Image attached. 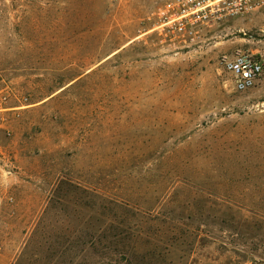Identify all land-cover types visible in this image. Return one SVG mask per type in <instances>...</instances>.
Instances as JSON below:
<instances>
[{"label":"rangeland","instance_id":"obj_1","mask_svg":"<svg viewBox=\"0 0 264 264\" xmlns=\"http://www.w3.org/2000/svg\"><path fill=\"white\" fill-rule=\"evenodd\" d=\"M167 1L0 0V264H264V9Z\"/></svg>","mask_w":264,"mask_h":264},{"label":"built area","instance_id":"obj_2","mask_svg":"<svg viewBox=\"0 0 264 264\" xmlns=\"http://www.w3.org/2000/svg\"><path fill=\"white\" fill-rule=\"evenodd\" d=\"M263 9L264 0H168L161 16L162 24H170L184 41H195L202 27L214 17L238 16ZM220 63L239 91L254 86L263 73L262 58L243 50L222 55Z\"/></svg>","mask_w":264,"mask_h":264}]
</instances>
